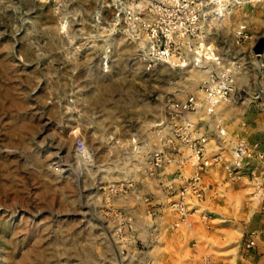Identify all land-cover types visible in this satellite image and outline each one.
Returning a JSON list of instances; mask_svg holds the SVG:
<instances>
[{"label":"rangeland","instance_id":"374dc122","mask_svg":"<svg viewBox=\"0 0 264 264\" xmlns=\"http://www.w3.org/2000/svg\"><path fill=\"white\" fill-rule=\"evenodd\" d=\"M159 2L0 0V264H153L141 168L162 136L126 139L204 78L147 70L141 21ZM226 4L198 0L200 32L229 39L243 7ZM132 6L143 13L129 28ZM107 129L124 134L117 149Z\"/></svg>","mask_w":264,"mask_h":264},{"label":"crops","instance_id":"0c3cea01","mask_svg":"<svg viewBox=\"0 0 264 264\" xmlns=\"http://www.w3.org/2000/svg\"><path fill=\"white\" fill-rule=\"evenodd\" d=\"M244 8L250 9L252 16H246ZM240 11L229 39L219 40L216 34H209L207 39L226 60L236 56L244 64L231 100L218 107L217 114L231 136L257 143L264 152V67H261L264 55L257 58L252 54L257 41L263 37L264 0L246 4ZM240 24L247 25L251 38L238 48L234 43V30ZM94 123L98 124V121ZM200 126L202 133L209 132L208 121L201 120ZM143 128L141 134L131 133L126 144H131V139L136 137L143 146L146 145L151 131L146 125ZM120 135L124 134L104 130L105 147L117 149L119 142L124 141L118 139ZM214 142L215 139L210 142L212 151L210 149L209 156L217 151ZM144 167L141 168L143 194L149 197V205L143 209V214L152 225L143 232L149 242L154 240L151 246L154 248L147 253L150 263L264 264V212L251 178V173H261L259 164H247L236 180L228 178L222 165L212 167L203 176V198L190 201L195 212L185 222L169 204L176 200L177 192L192 175V165L184 167L181 171L183 177L177 181L175 165L158 170L153 177L145 173ZM202 214L207 219L202 218ZM251 241L255 245L249 248Z\"/></svg>","mask_w":264,"mask_h":264},{"label":"built area","instance_id":"2783aa9c","mask_svg":"<svg viewBox=\"0 0 264 264\" xmlns=\"http://www.w3.org/2000/svg\"><path fill=\"white\" fill-rule=\"evenodd\" d=\"M164 1L166 2H159L150 9L155 13L154 23L141 21L148 40V44L143 49L147 70L162 63L180 70L192 66L202 72L204 78L190 93L181 97L178 95L164 97V116L156 119L153 126L146 125L152 133L162 137L160 144L155 147L144 165L145 173L153 177L158 170L175 165L178 170V177H175L177 181L183 177L181 171L184 167L188 164L192 165V175L179 189L172 204L180 220L185 222L195 212L190 207V201L193 199L200 201L203 198V176L212 167L222 165L228 178L236 180L247 168V164L256 162L261 166V173L257 175L253 172L251 178L255 194L259 196L264 212V152L257 143L231 136L222 118L217 114V108L231 100L236 90L237 77L241 74L244 64L236 56L226 60L212 43L206 42L209 34L206 35L199 30L201 15L198 0ZM214 1L216 0H211ZM225 1L226 8L230 6L239 8L263 0ZM141 8L132 6L133 14L129 19L131 21L128 24L129 28L140 22L141 17L136 16L135 13L141 16L143 13ZM225 10L224 8V12ZM250 38L246 24H240L235 28L236 47H242ZM252 54L254 57L262 58L254 51ZM102 64L104 70L109 69V59L104 57ZM263 65L261 64V67H264ZM199 120L209 122V132L202 133ZM214 139L217 151L209 156V152L212 151L210 142ZM111 140L115 141L114 138ZM131 144L140 145L136 137L131 139ZM124 186L121 184L122 188ZM202 218L207 219L204 214ZM254 245L255 243L251 241L248 247Z\"/></svg>","mask_w":264,"mask_h":264},{"label":"water","instance_id":"95a60500","mask_svg":"<svg viewBox=\"0 0 264 264\" xmlns=\"http://www.w3.org/2000/svg\"><path fill=\"white\" fill-rule=\"evenodd\" d=\"M253 51L259 57L264 55V36L257 41Z\"/></svg>","mask_w":264,"mask_h":264},{"label":"bare ground","instance_id":"6f19581e","mask_svg":"<svg viewBox=\"0 0 264 264\" xmlns=\"http://www.w3.org/2000/svg\"><path fill=\"white\" fill-rule=\"evenodd\" d=\"M220 106H222V105H220ZM220 106H219V107H220Z\"/></svg>","mask_w":264,"mask_h":264}]
</instances>
